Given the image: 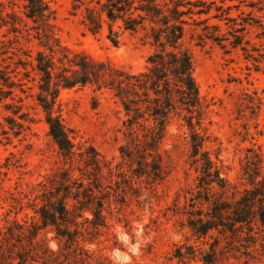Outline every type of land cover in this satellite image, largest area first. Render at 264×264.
I'll use <instances>...</instances> for the list:
<instances>
[{
    "label": "trees",
    "instance_id": "1",
    "mask_svg": "<svg viewBox=\"0 0 264 264\" xmlns=\"http://www.w3.org/2000/svg\"><path fill=\"white\" fill-rule=\"evenodd\" d=\"M227 1L232 0H73L71 10L75 13L83 6L80 23L91 35L105 29L106 39L117 46L121 34L128 32L151 47L144 69L128 73L61 45L47 1L23 0V14L31 22L26 36L38 48L33 57L25 54L29 59L12 53L17 59L4 61L12 57L8 47L0 45V143L25 139L35 121L24 102L31 98L63 163L27 191L17 184L15 194L3 182L9 179L8 171L21 167L20 159L10 152L0 162V203L8 205L0 218V264H103L101 255L86 244H93L108 226L105 188L124 181L123 188L128 189L135 177L142 176L162 180L161 145L174 119L186 130V161L196 173L179 211L182 225L203 241L198 247L183 243L171 257L176 264L195 259L216 264L233 251L264 254V151L246 149L240 186L225 178L222 162L211 154L202 131L204 108L184 44L188 35L199 44L210 41L225 51L247 52L245 32L264 16V0ZM242 2L249 11L241 8ZM254 11L263 14L257 17ZM74 87L106 92L119 105L123 143L118 151L126 167L112 165L91 145L76 147L71 141L57 99L62 89ZM250 102L259 108L262 99ZM24 208L31 211L30 218L17 217ZM46 230L58 241L57 249L41 235Z\"/></svg>",
    "mask_w": 264,
    "mask_h": 264
},
{
    "label": "rangeland",
    "instance_id": "2",
    "mask_svg": "<svg viewBox=\"0 0 264 264\" xmlns=\"http://www.w3.org/2000/svg\"><path fill=\"white\" fill-rule=\"evenodd\" d=\"M46 1L54 13L53 23L61 45L71 51H82L95 60L108 61L128 73L144 69L151 47L139 35L123 32L114 46L106 39L105 29L97 36L84 29L80 23L83 6L74 13L73 0ZM245 3H241V8L249 11ZM23 11V0H0V45L4 43L8 47L7 55L12 57L4 61L16 60L17 56L12 53L29 59L25 54L33 57L38 48L35 40L27 39L26 29L31 22ZM253 14L262 16L263 11ZM245 39L247 52L240 48L225 51L210 41L199 44L188 35L184 38L204 108L202 131L208 137L211 154L218 155L222 162L225 178L238 186L246 149L254 147L264 151V16L260 22L247 27ZM256 97L262 99L259 108L250 102ZM24 102L35 118L25 139L0 143V162L10 152L20 159L21 167L8 171L9 179L3 182L4 188L15 194L19 190L17 184L27 191L63 163L47 133L41 111L31 98ZM57 102L62 123L76 147L91 145L112 165L122 163L126 167L118 151L123 143L120 130L123 116L108 93H93L89 87L62 89ZM161 150L162 180L152 182L142 176L135 177L128 189L123 188L124 181L105 188L104 214L108 226L93 244H86L96 256L101 255L103 264H176L171 256L177 246L188 243L198 247L203 241L190 235L182 225L184 218L179 212L185 204V192L194 185L196 176L186 161L188 137L180 120L174 119L169 124ZM0 206L2 218L8 209L7 202H1ZM31 216L27 208L17 214L18 218ZM41 235L51 249H57L58 241L51 231H42ZM187 264L202 263L195 259ZM216 264H264V254L259 250L250 255L233 251L228 259L220 258Z\"/></svg>",
    "mask_w": 264,
    "mask_h": 264
}]
</instances>
